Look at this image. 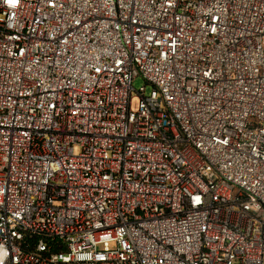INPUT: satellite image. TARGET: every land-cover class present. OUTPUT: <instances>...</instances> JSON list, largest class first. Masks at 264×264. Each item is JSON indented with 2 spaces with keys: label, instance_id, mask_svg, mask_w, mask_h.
<instances>
[{
  "label": "built area",
  "instance_id": "2783aa9c",
  "mask_svg": "<svg viewBox=\"0 0 264 264\" xmlns=\"http://www.w3.org/2000/svg\"><path fill=\"white\" fill-rule=\"evenodd\" d=\"M0 264H264V0H0Z\"/></svg>",
  "mask_w": 264,
  "mask_h": 264
},
{
  "label": "rangeland",
  "instance_id": "374dc122",
  "mask_svg": "<svg viewBox=\"0 0 264 264\" xmlns=\"http://www.w3.org/2000/svg\"><path fill=\"white\" fill-rule=\"evenodd\" d=\"M133 87L135 88V90H139L141 89L142 87H146V91L147 93H150L152 91V85L151 84H148L143 78L141 77H138L134 80L133 82ZM136 106H137V97H136V93L134 92L133 93V99H132V102H131V107L133 110L136 109ZM75 152L78 153L79 152V149L76 148L75 149Z\"/></svg>",
  "mask_w": 264,
  "mask_h": 264
},
{
  "label": "clouds",
  "instance_id": "9594fccd",
  "mask_svg": "<svg viewBox=\"0 0 264 264\" xmlns=\"http://www.w3.org/2000/svg\"><path fill=\"white\" fill-rule=\"evenodd\" d=\"M6 2H8V3H13V2L18 3L19 0H6Z\"/></svg>",
  "mask_w": 264,
  "mask_h": 264
}]
</instances>
